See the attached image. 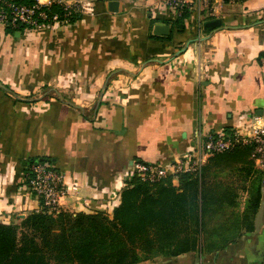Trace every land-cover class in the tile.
Returning a JSON list of instances; mask_svg holds the SVG:
<instances>
[{"label": "crops", "instance_id": "1", "mask_svg": "<svg viewBox=\"0 0 264 264\" xmlns=\"http://www.w3.org/2000/svg\"><path fill=\"white\" fill-rule=\"evenodd\" d=\"M110 1L83 0L89 10L52 30L0 24V222H20L39 208L27 186L34 158L65 175L60 210L112 217L137 162L167 166L199 135H247L264 125V0H211L178 22L160 0H118V12ZM213 19L220 24L206 29ZM157 24L170 33L154 34ZM239 171L219 180L237 173L242 211ZM231 236L212 253L137 264H258L264 194L254 229Z\"/></svg>", "mask_w": 264, "mask_h": 264}, {"label": "trees", "instance_id": "2", "mask_svg": "<svg viewBox=\"0 0 264 264\" xmlns=\"http://www.w3.org/2000/svg\"><path fill=\"white\" fill-rule=\"evenodd\" d=\"M187 16L185 12L176 21ZM251 154L252 146L215 153L199 173L180 174L177 187L171 177L150 183L129 176L112 217L105 211H33L20 222H0V264H137L189 251L215 252L234 241L231 234L236 229H254L264 173ZM38 160L46 161L32 159L28 172ZM237 169L240 188L247 193L242 211H237L238 190L233 186L237 173L228 174V183L219 180L225 171ZM226 213L227 218L218 222Z\"/></svg>", "mask_w": 264, "mask_h": 264}, {"label": "built area", "instance_id": "3", "mask_svg": "<svg viewBox=\"0 0 264 264\" xmlns=\"http://www.w3.org/2000/svg\"><path fill=\"white\" fill-rule=\"evenodd\" d=\"M31 1V0H30ZM171 7L179 17L192 9L204 10L211 0H160ZM59 10L51 11L52 7ZM91 8L83 0H0V24L5 27L29 30H52L73 23L75 14H82ZM201 69V65L199 64ZM237 146H252L251 157L264 173V125L255 127L247 135L237 130L231 134L224 131L199 135L194 146L178 160L165 166L158 163L137 162L129 176L158 183L169 177L175 179L182 173H199L207 159L215 153L232 150ZM128 176V177H129ZM28 190L37 201L36 211L55 214L60 212V199L67 195L69 187L65 175L48 161L38 160L30 164Z\"/></svg>", "mask_w": 264, "mask_h": 264}, {"label": "water", "instance_id": "4", "mask_svg": "<svg viewBox=\"0 0 264 264\" xmlns=\"http://www.w3.org/2000/svg\"><path fill=\"white\" fill-rule=\"evenodd\" d=\"M109 9L112 12H118L119 11V1L111 0L109 2ZM219 24H220V20L213 19V20L207 21L204 26L206 29H212L218 26ZM153 32L154 34H158V35H168L170 33V26L167 24H157L155 25Z\"/></svg>", "mask_w": 264, "mask_h": 264}, {"label": "rangeland", "instance_id": "5", "mask_svg": "<svg viewBox=\"0 0 264 264\" xmlns=\"http://www.w3.org/2000/svg\"><path fill=\"white\" fill-rule=\"evenodd\" d=\"M263 250H264V247H263ZM260 262H263L264 263V254L263 253H262V255H260Z\"/></svg>", "mask_w": 264, "mask_h": 264}]
</instances>
